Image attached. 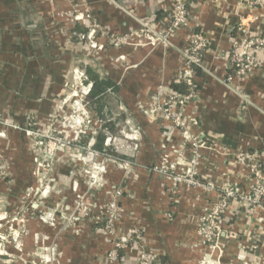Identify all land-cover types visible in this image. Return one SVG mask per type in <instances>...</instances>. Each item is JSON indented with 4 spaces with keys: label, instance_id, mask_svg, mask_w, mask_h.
Here are the masks:
<instances>
[{
    "label": "crops",
    "instance_id": "crops-1",
    "mask_svg": "<svg viewBox=\"0 0 264 264\" xmlns=\"http://www.w3.org/2000/svg\"><path fill=\"white\" fill-rule=\"evenodd\" d=\"M175 1L0 0V233L7 216L19 213L15 237L0 238V264H137L138 247L127 239L133 226L158 264H264L262 205L250 210L239 198L231 200L215 244L196 231L217 190H249L253 178L238 154L264 151V48L244 77L229 63L240 30L264 36V0H186V23L163 45L156 37L169 24ZM192 30L206 46L194 74L196 94L178 128L151 110L176 82ZM124 36L126 42L118 41ZM76 71L86 86L89 72L117 86L97 106L85 93L92 123L80 136L92 138L94 147L103 123L112 121L137 145L133 156H124L130 162L125 167L104 163L101 189L88 188L78 149L66 146L53 157L43 153L41 136L32 135L53 127L76 138L79 127L56 121L77 97L71 91ZM193 153L195 177L216 191L174 185L162 172L185 170ZM43 157L52 160L45 174ZM117 186L116 229L126 240L110 261L112 241L102 231L101 211ZM76 194L85 210L73 207Z\"/></svg>",
    "mask_w": 264,
    "mask_h": 264
},
{
    "label": "built area",
    "instance_id": "built-area-1",
    "mask_svg": "<svg viewBox=\"0 0 264 264\" xmlns=\"http://www.w3.org/2000/svg\"><path fill=\"white\" fill-rule=\"evenodd\" d=\"M169 18V24L167 25L165 31L156 37V39H158V41L163 45L168 43L169 34L186 23V0H176L174 2ZM91 30L92 34L95 31V28H92ZM84 37L85 35L80 36L81 39ZM118 41L124 43L127 41V38L124 36L119 38ZM205 46L206 39L204 36L199 31L192 30L188 45L181 50L182 68L176 78V82L182 81L185 84L186 92L177 93L171 89L169 94L166 95L163 100L156 102L155 107L151 110L156 115H159L162 119L169 121L178 128L184 126L183 111L186 103L196 94L197 84L194 80V67H201ZM263 48L264 36L251 34L243 29L240 30L237 35L232 38L230 44L229 63L233 72L239 77L246 76L256 67V53ZM83 75V72L76 71L75 80L79 86H84L81 80ZM228 78L230 80V77ZM90 85L91 84H88L86 90L82 91L80 96L73 101V103L77 105L76 110L81 111L82 114L86 112L83 96H85V93L89 92ZM86 118L89 119L88 117ZM90 121L91 120L89 119L86 120V122L83 120L78 122L81 126V128L78 129V134H83L86 129H88L87 127H90ZM102 132L105 135V139L101 150L93 147L92 138L85 146L82 147L85 153L82 158L85 159L86 162L91 163V165H89L90 169L85 171L91 188H95L96 186L94 183L99 180V173L96 171L98 169V163H100L104 157H108L110 150H113L114 152H121L124 155L127 154L126 156L129 157L133 156V152L137 148L136 143H132L131 141H128V143L124 145H121L122 142H119L118 147L117 143L119 140L111 133V131L103 129ZM238 158L242 161H246V165L253 181L247 192H240L238 187L234 185L228 187L226 186L217 190L218 196L214 198L211 206L208 207L205 213L198 218L196 231L206 243L215 244L216 241H218L222 232V218L227 211L231 200L239 198L244 203L249 205L248 207H250V210H253L254 207L258 205H262L264 207V171L261 168L262 162L264 161V151L239 153ZM119 159L120 158L117 160ZM118 163L120 166L125 167L130 162L129 160H125L123 163ZM197 163V154L193 153V156L189 158V162L185 170L179 172L174 171L171 169L172 166H170V168L164 167L162 172L171 179L174 185L184 184L191 187H201L208 192H212L214 190L216 191L213 183L204 184L195 177V166ZM121 193L122 190L117 186L114 189L112 199L109 200V204H107L106 207H103L101 211L102 231L106 236L110 237L112 241V246L106 253V258L110 261L117 259L119 249H123L125 247L126 239L121 236L120 238L116 229V221L118 219L117 198L121 196ZM76 208L82 210L86 209L84 208L83 203H81L80 197ZM127 233V239H130L133 244L138 247L137 264H158L157 254L143 247L141 230L138 227L133 226L127 230Z\"/></svg>",
    "mask_w": 264,
    "mask_h": 264
},
{
    "label": "rangeland",
    "instance_id": "rangeland-1",
    "mask_svg": "<svg viewBox=\"0 0 264 264\" xmlns=\"http://www.w3.org/2000/svg\"><path fill=\"white\" fill-rule=\"evenodd\" d=\"M83 84H84V86H79V85H77V81L75 80V84H74L73 89L71 91H72V93H74L76 91L77 97L80 96L81 92L85 91L86 88H87L85 83H83ZM71 91H70V93H71ZM66 103H68V101H66ZM76 106L77 105L75 103H73V102L72 103H68V108L64 109L65 112H63L62 114L57 116L56 121L59 124H61V125L71 124L72 126H74L75 128L78 129V127L79 128L81 127L80 124L78 123L79 121L83 120L84 122H86V120H89V119L91 120V116L89 115L88 111H86L85 113L82 114L81 111H79V110L77 111L76 110ZM86 117H88L89 119H87ZM90 122L92 123V121H90ZM101 122L103 123V119L102 118H101L100 123ZM108 131H110V130H108ZM111 133L118 138V140H119L118 143H117L118 147H119V142H122L121 145H124V144L128 143V141L125 138H123L122 133H120V132H118L116 130H114ZM32 135L37 136V138H38V136L39 137L41 136L40 139L43 141V149H42L43 153H49L50 155H53V157L55 156V154L58 151H61L66 146H70V147H74V148L78 149V152L80 154L79 157L81 158V160L83 161V164H84L83 171L85 172L86 170L90 169L89 165H91V163L86 162L85 159H82V157H84L85 153H84V149H82L81 146H83V145L85 146L87 144V142H88V139H86L83 136L81 137L80 136L81 133L77 134L76 138H74L72 140V139H70V138H68L66 136H63L61 133L57 132L56 129H54L53 127H47V129H45V130L35 131L34 133H32ZM125 140H126V142H125ZM70 143L71 144L74 143L75 145H71ZM132 143H134V141H132ZM126 155H124L121 152H114L113 150H110L108 157H104L103 160H101V162L98 163V169L96 171H98V173H99V180H97L94 183V185L96 186L95 189H101L103 187V185H104V170H102V169H104V163H106L107 161H111V162L119 165L118 162H122L123 163L125 160H128L127 158H124V156H126ZM112 158H116V159H112ZM118 158H120V159L117 160ZM43 159L44 160L41 161L40 164L39 163L38 164H39L40 171L45 174L46 172L49 171L47 169L50 168L52 160H47L45 157H43ZM114 160H116V161H114ZM3 175H4V173L0 169V177H3ZM87 179H88V177H87ZM87 184H88V188L89 187L91 188L89 183H87ZM42 188L43 189L40 192V194L44 193V195H45L47 190L44 187H42ZM115 188L116 187H112V190H110L111 193H109L107 195L108 199L103 204V207H106V205L109 204V200L112 199L113 192H114ZM92 189H94V188H92ZM78 202H79V197H78V194H76L75 202L73 203V205H74L73 207H76L78 205ZM84 207H86V206L84 205ZM18 216H19L18 212L14 213V214L12 213L9 216H7L6 223H5L7 229L3 233H0V238L3 239V238H7V237H15V234L13 232L16 231V228L13 227V223L16 220V218H18ZM20 232L23 233V229H22V231H18L17 230V233H16L17 236L20 234ZM0 248L2 250V248H3L2 244L0 245Z\"/></svg>",
    "mask_w": 264,
    "mask_h": 264
},
{
    "label": "trees",
    "instance_id": "trees-1",
    "mask_svg": "<svg viewBox=\"0 0 264 264\" xmlns=\"http://www.w3.org/2000/svg\"><path fill=\"white\" fill-rule=\"evenodd\" d=\"M195 72L200 69V67H194ZM88 79L91 81L89 92L86 96L87 103L93 102L96 104L99 102L101 97L107 92L108 89L115 90L117 88L116 84L107 78H100L98 75L94 74L93 72L88 73ZM171 89L177 93H184L186 92V86L182 81L173 82L171 84ZM92 104V103H91ZM114 123L112 121H105L102 125L103 129H108L111 132L114 131ZM99 130L96 137H95V144L94 147L98 150H101L103 147V142L105 139V135Z\"/></svg>",
    "mask_w": 264,
    "mask_h": 264
}]
</instances>
